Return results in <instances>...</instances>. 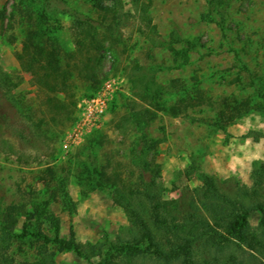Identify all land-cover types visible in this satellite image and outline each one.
<instances>
[{"label":"rangeland","instance_id":"374dc122","mask_svg":"<svg viewBox=\"0 0 264 264\" xmlns=\"http://www.w3.org/2000/svg\"><path fill=\"white\" fill-rule=\"evenodd\" d=\"M144 1L150 2L149 14L156 25L153 37L144 34L145 26L138 18L125 15L134 13L131 0H124L121 19L113 21L108 16L105 23L112 24L111 30L100 28L104 47L96 72L101 84L93 89L77 77L74 100L90 98L109 83L114 89L111 113L99 128L74 142L78 109L76 112L71 106L72 114L64 105L54 106V110L64 111L62 116L54 115L45 104V92L33 84L31 74L23 70L18 59L25 35L24 10L32 9L36 16L34 8L39 1L0 0V8L6 9V16L0 19V65L19 82L15 95L20 101L17 107L0 89V206L12 201L43 202L60 219L61 236L71 238L80 248L100 246L87 258L48 244L49 264H97L111 244L130 241L135 234L125 209L96 185L90 171L96 166L95 176L103 182L115 168L132 180L141 171L131 154L140 128L133 124L125 130L117 128L124 96L135 94L130 75L136 63L145 67L147 75L154 71L163 85L175 78L186 83L197 78V86L211 101L190 107L186 117L160 112L148 126L151 136L160 139L149 159L154 156L161 166L158 180L165 198L178 200L183 207L195 201L204 174L216 176L226 192L235 194L242 185H254V170L264 173V114L253 109L227 123L220 115L226 97L264 101V0H221L218 5L212 0ZM99 3L112 4L113 0H57L48 10L46 25L63 47V62L74 54L76 38L73 16L62 8L99 19ZM173 33L195 43L188 62L180 66L168 48L152 40H169ZM183 44L175 46L179 49ZM165 97L168 104L176 99ZM26 128L31 131L28 136H24ZM49 167L54 168V177ZM259 197L264 198V188ZM260 218L258 211L249 217L251 233L258 236ZM24 220L20 218L19 229ZM31 225L44 227L39 222ZM11 247L19 264H31L38 256L33 241H15ZM212 253L224 264L233 258L236 264L264 263V248L254 249L245 243L231 242ZM129 262L158 264L152 257H125L123 264Z\"/></svg>","mask_w":264,"mask_h":264},{"label":"trees","instance_id":"16d2710c","mask_svg":"<svg viewBox=\"0 0 264 264\" xmlns=\"http://www.w3.org/2000/svg\"><path fill=\"white\" fill-rule=\"evenodd\" d=\"M38 1L40 5L34 8L36 16L32 14V9L24 10L25 35L18 59L23 70L31 74L33 84L45 92V104L54 115L64 114V111L54 110V106L63 105L65 111L73 114L71 106L76 108V112L78 109V102L74 100L76 78L80 77L89 82L93 89H97L101 84L96 72V62L104 47L100 28L112 29L111 23H105L108 16H111L113 21L123 17L124 0H113L112 4H97L99 19L84 15L75 9L62 8V11L73 16L76 38L75 52L66 62L62 59V45L51 36V29L46 25L47 12L52 10V5L57 0ZM221 2L212 0L214 5ZM131 4L134 13L125 15L132 14L138 18L145 26L144 34L149 38L153 37L157 30L149 14L150 2L131 0ZM5 16L6 9L0 8V19ZM152 40L172 52L176 66L188 62L189 51L195 46L193 41L178 39L174 33L169 40L163 39L158 43L156 39ZM177 42L184 44L178 49L175 46ZM144 69L140 63L133 67L130 80L135 94L124 96V111L117 121L119 130H125L131 124L141 130L131 149V154L137 158L141 168L138 177L134 180L126 178L115 168L106 182H103L95 176L98 172L96 166L90 171L96 185L111 194L115 203L125 209L135 234L130 241L111 244L97 264H123L125 257L135 256L152 257L158 264H224L218 256H213L212 252L220 251L231 242L245 243L254 249L264 248V198L259 197L264 188V173L254 170V185H242L235 194L226 192L216 176L204 174L198 197L184 207L178 200L163 196V186L158 180L161 166L154 160V156L149 159V154L156 150L160 139L151 136L148 131L149 124L156 121L160 112L186 117L189 116L190 107L211 101L203 89L197 86V78L194 83L175 78L168 85H163L156 80L154 71L147 75ZM18 85L19 82L0 65V89L17 107L20 101L15 95V89ZM93 94L94 92L88 96ZM165 96H176V99L174 103L168 104ZM223 104L220 115L226 123L253 109L264 114V101L253 102L251 98L226 97ZM74 119H77V113ZM30 132L29 128H26L24 136H28ZM48 171L51 177L55 176L53 167H49ZM253 211L261 213L260 236L250 230L249 217ZM21 217L25 220L19 229ZM34 222L44 224V227L35 229L31 225ZM15 241L34 242L38 256L31 264H49L48 244H54L60 251L74 250L87 258L90 256L89 252L95 254L96 249L100 250V246L91 244L80 248L71 238L61 236L60 219L43 202L36 200L12 201L0 206V264H19L15 252L11 249ZM236 262L233 258L230 264Z\"/></svg>","mask_w":264,"mask_h":264},{"label":"built area","instance_id":"2783aa9c","mask_svg":"<svg viewBox=\"0 0 264 264\" xmlns=\"http://www.w3.org/2000/svg\"><path fill=\"white\" fill-rule=\"evenodd\" d=\"M104 84L94 96L78 102L74 142H77L84 133L99 128L105 116L111 113L110 104L114 89L113 85Z\"/></svg>","mask_w":264,"mask_h":264}]
</instances>
